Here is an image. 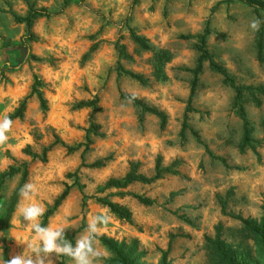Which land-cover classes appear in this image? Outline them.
<instances>
[{
	"label": "rangeland",
	"instance_id": "obj_1",
	"mask_svg": "<svg viewBox=\"0 0 264 264\" xmlns=\"http://www.w3.org/2000/svg\"><path fill=\"white\" fill-rule=\"evenodd\" d=\"M31 10L29 28L16 21ZM206 28L209 57L192 90ZM36 80L46 108L30 95ZM24 99L0 145V258L27 246L15 240L29 235L17 220V206L30 202L20 189L34 184L32 200L47 210L76 180L40 222L67 223L74 246L89 217L107 211L99 264H225L219 246L264 264L260 240L237 218L255 225L264 211V0H0V118ZM93 99L97 110L77 107ZM157 159L175 173L98 191L130 171L152 177ZM94 197L127 209L129 220Z\"/></svg>",
	"mask_w": 264,
	"mask_h": 264
},
{
	"label": "clouds",
	"instance_id": "obj_2",
	"mask_svg": "<svg viewBox=\"0 0 264 264\" xmlns=\"http://www.w3.org/2000/svg\"><path fill=\"white\" fill-rule=\"evenodd\" d=\"M260 19H253L249 27L257 32L260 29ZM13 120L8 115L0 118V145H4L13 127ZM36 188L32 183H26L20 189L22 201L17 206V220L20 217L26 222L28 236L16 238L18 244H26V248L21 254L13 256L9 260L0 258V264H53L50 254L56 257L67 256L71 258L74 264H99V261L106 257L108 253L96 247L97 238L104 234V231L111 221V216L107 211L90 216L84 234L80 235L75 245L65 238L64 230L69 227L67 223L57 226H42L40 218L45 212V208L32 200ZM2 255V247H0Z\"/></svg>",
	"mask_w": 264,
	"mask_h": 264
},
{
	"label": "trees",
	"instance_id": "obj_3",
	"mask_svg": "<svg viewBox=\"0 0 264 264\" xmlns=\"http://www.w3.org/2000/svg\"><path fill=\"white\" fill-rule=\"evenodd\" d=\"M37 15H38V10H31L28 13V15H26L25 17L15 16V19H16L17 22H20V23L21 22H25L26 26L29 28L31 26V24H32V22H31L32 18L36 17ZM207 34H208V29L206 28L203 36L201 37V43L202 44L199 46L200 56H199L198 61H197V66H196V68L193 71L194 72V79H193V82H192V90H193L195 82H196L197 74H198V72H199V70L201 68L202 61L205 58L209 57L208 52L204 48L205 38H206ZM133 38L141 47H143V48H147L148 47V45L145 43V41L141 37H138V36L134 35ZM95 48H96V44H93L91 46V50H94ZM259 50H260V45H259ZM213 66L219 72L224 74V70H222L220 67H218L215 64H213ZM127 73H129L131 77H133V78H135V79H137L139 81H142L141 76H139L137 74H133L131 72H127ZM38 85H40L39 80L34 81V83L32 85V90H31L30 95L36 94L38 99H39V101H40L41 107L42 108H46V100L42 97L41 93L37 90V86ZM124 96L128 97L132 101V103H134L135 105L140 106L142 111L149 112V113H152V114H156V115H159L160 117H162V114L158 110H156V109L144 104L142 101L138 100L137 98H135L133 96H130V95H124ZM26 99H24L22 101V103L20 104V106L11 115H9V118L14 119V118L21 117V115L23 113V110L25 108ZM77 107H79V108L92 107L93 110H97L98 109L97 106H96V99L89 100V101H81V102L78 103ZM92 128H99V126L98 125H92L88 129V131H90ZM70 149H73V148H70ZM218 159H220L222 161V158H218ZM101 164H102V161L101 160H97V161L93 162L92 164H90V167L100 166ZM165 172L172 173V174L175 173L169 167L162 168L160 166L159 159H157L156 166H155V174L152 177L148 178V177H145V176H138V175L134 174L133 171H130V172L127 173V175L123 179L110 180V181L106 182L102 187H100L98 189V191L101 192V191H103L105 189H109V188L123 189L126 186H128L130 183L136 182V181L143 182V183H148V182H151V181H154V180H157V179L161 178L163 173H165ZM74 184L77 185L78 182L75 180L72 185H74ZM72 185L66 186V188L61 192V194L54 200L52 206H50L46 210L45 219H47L49 216H51V215H53L55 213V211L60 206L62 201L67 197V195L69 193V190H70ZM136 197H137L138 201L140 203H142V204H147L148 205V204L152 203V201L150 199H148V198H145V197H142V196H138V195ZM94 199H96L98 202L106 205L110 209V211L113 212L114 214H116L119 218L124 219V220H129L130 213H129V211L127 209L121 207L120 205H118L116 203H113V202L107 200L104 197H102V198L94 197ZM237 218L240 219L255 235H257L258 239L261 242L262 248L264 250V211H263V215H262V218H261L260 222L258 224H255V225L254 224H250V222L248 220L242 219V218H240L238 216H237ZM41 225L44 226V223L41 224ZM217 252L219 253L222 261L225 264H243L242 261L239 260L234 255V252L229 250V249H225L222 246H219L217 248ZM4 260H8L7 259V248L4 249Z\"/></svg>",
	"mask_w": 264,
	"mask_h": 264
}]
</instances>
